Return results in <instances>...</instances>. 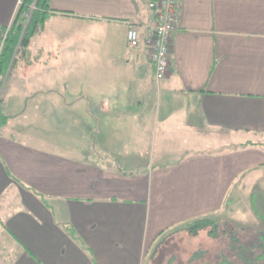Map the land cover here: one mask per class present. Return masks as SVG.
<instances>
[{"label": "crops", "instance_id": "0c3cea01", "mask_svg": "<svg viewBox=\"0 0 264 264\" xmlns=\"http://www.w3.org/2000/svg\"><path fill=\"white\" fill-rule=\"evenodd\" d=\"M150 1L50 0L1 93L0 264H151L163 236L264 188V0H179L159 82L143 46L127 59ZM20 2L0 0V38ZM158 125L227 141L170 160Z\"/></svg>", "mask_w": 264, "mask_h": 264}, {"label": "rangeland", "instance_id": "374dc122", "mask_svg": "<svg viewBox=\"0 0 264 264\" xmlns=\"http://www.w3.org/2000/svg\"><path fill=\"white\" fill-rule=\"evenodd\" d=\"M16 62L12 65V67H9L8 71L4 75L0 88V100L2 88L5 86L3 91V96L5 97V93L11 85V81L14 79L13 75L20 66V61ZM10 73L12 76L8 78ZM161 133V127L158 125L156 135L154 133V144L156 145L154 146L152 153L156 154L157 152H161L163 150L166 152V156L170 160L176 158L177 155L184 149L206 148L212 150L217 149L222 142L227 141L221 140L218 142L217 140L210 139L186 140L181 137L180 133H177L164 137V140L161 142L163 139V137H161ZM164 143L166 144L163 145ZM233 209L234 217H232V219H228L226 221H219L217 219L220 234L218 237L209 235L207 229H202L195 235H190L186 233L185 230H180L173 234H169V232V235L166 234L167 236L165 238L163 236V241L161 242L162 244L160 243V247L157 250L158 252H156L154 258L150 259L151 264H187V261L192 253L200 249L208 250L206 253L207 255H205V259L208 256L209 260L212 262H215L220 254H224L233 262V264H242L237 257L234 258V251L231 250L230 244L228 245V236L229 233H231L229 230L232 231V229L235 230L232 232L235 233L236 237L239 239L244 252V254H242L246 256L248 263L258 264L257 259L259 249L256 247L252 248V245L256 242L259 234L264 236V222L255 214V212L258 213V210L264 214V188H258L257 182L252 189V196L241 200L238 209L236 207ZM261 240L264 244L263 237ZM254 259L257 260L256 263L253 261ZM260 264H264V261L260 262Z\"/></svg>", "mask_w": 264, "mask_h": 264}, {"label": "trees", "instance_id": "16d2710c", "mask_svg": "<svg viewBox=\"0 0 264 264\" xmlns=\"http://www.w3.org/2000/svg\"><path fill=\"white\" fill-rule=\"evenodd\" d=\"M49 2L50 0L21 1L10 27L5 30V35L0 38V88L4 75L8 71L9 67H12V65L19 59V54L22 56L23 53L26 52L32 37L39 29L44 26L45 22L49 18ZM10 118L11 117L9 115L4 114L0 109V131L7 124ZM254 144L258 143L247 142L242 145L246 146ZM255 214L264 222V215H261L257 212H255ZM218 228L219 225L216 218L201 217L193 219L192 221L177 227L169 234H173L180 230H185L186 233L195 235L200 230L207 229L211 236L218 237L220 235ZM229 231L233 233L231 230ZM231 233H229L230 248L234 251V258L237 257L242 264H249L246 256L243 255L244 252L239 239L236 237L235 233ZM166 236H164V238ZM262 237L264 238V236L259 234L256 242L252 245V248L256 247L259 249L257 259L258 264L264 261V244L261 240ZM162 241L163 239L157 242V244L154 246L150 255V259L155 257ZM206 253V251L201 249L193 252L188 259L187 264H233V262L224 254H220L217 261L211 262L208 259H205V255H207ZM257 260L254 259L253 261L256 263Z\"/></svg>", "mask_w": 264, "mask_h": 264}, {"label": "built area", "instance_id": "2783aa9c", "mask_svg": "<svg viewBox=\"0 0 264 264\" xmlns=\"http://www.w3.org/2000/svg\"><path fill=\"white\" fill-rule=\"evenodd\" d=\"M148 10L149 15L143 25L130 20L126 23L127 59L133 61L143 46L154 67V78L159 82L170 69L169 55L172 35L178 27L180 1L151 0Z\"/></svg>", "mask_w": 264, "mask_h": 264}]
</instances>
